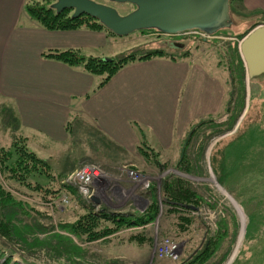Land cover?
<instances>
[{
    "label": "rangeland",
    "instance_id": "obj_1",
    "mask_svg": "<svg viewBox=\"0 0 264 264\" xmlns=\"http://www.w3.org/2000/svg\"><path fill=\"white\" fill-rule=\"evenodd\" d=\"M93 1L120 14L134 8ZM238 3L230 0V27L204 43L184 44L223 80L229 112L194 123L166 151L145 137L132 151L116 147L77 113L63 140L26 135L6 122L10 106L0 99V184L19 201L23 222L14 224L24 223V237L0 230V264H186L200 255L207 256L201 264H264V74L248 78L245 70L240 79L235 49L250 26H238L246 16ZM108 36V51L86 57L114 59L154 48L171 53L153 32ZM179 49L176 56L185 50ZM21 149L40 161L29 171L22 162L23 173L13 168L9 174L7 167H19L14 158L21 160ZM86 165L102 172L94 192L98 202L84 198L71 178Z\"/></svg>",
    "mask_w": 264,
    "mask_h": 264
},
{
    "label": "crops",
    "instance_id": "obj_2",
    "mask_svg": "<svg viewBox=\"0 0 264 264\" xmlns=\"http://www.w3.org/2000/svg\"><path fill=\"white\" fill-rule=\"evenodd\" d=\"M31 1L36 0H0V99L25 134L63 140L64 126L77 113L116 147L132 151L141 129L161 152L171 148L175 135L226 108L223 80L209 61L192 52L129 61L101 85L82 67L45 56L66 49L85 56L100 48L108 51L109 34L46 29L26 13ZM237 9L246 15L239 27L264 24V0H239Z\"/></svg>",
    "mask_w": 264,
    "mask_h": 264
},
{
    "label": "water",
    "instance_id": "obj_3",
    "mask_svg": "<svg viewBox=\"0 0 264 264\" xmlns=\"http://www.w3.org/2000/svg\"><path fill=\"white\" fill-rule=\"evenodd\" d=\"M110 1L118 4L129 3L134 8L126 14H120L113 6L93 0H54L51 7L57 12L71 9L72 17L86 14L116 36H126L146 29H155L167 35L190 30H199L212 35L232 24L229 0ZM171 45L176 48L183 47L181 43ZM239 48L248 78L264 74V24L251 29L241 39ZM188 138L187 136L185 144ZM90 199L98 202L94 196ZM185 207L196 209L192 205Z\"/></svg>",
    "mask_w": 264,
    "mask_h": 264
},
{
    "label": "trees",
    "instance_id": "obj_4",
    "mask_svg": "<svg viewBox=\"0 0 264 264\" xmlns=\"http://www.w3.org/2000/svg\"><path fill=\"white\" fill-rule=\"evenodd\" d=\"M230 1V0H229ZM25 11L28 14V16L36 22L38 25L49 29V30H67V29H76V28H87V29H92V30H104L107 34L109 35H114L110 31H108L102 24H100L96 19L86 15L82 14L78 17H72V10L69 9H64L60 12H57L54 8L51 7L50 5V0H36V1H31L25 4ZM69 11H72L70 15H68ZM84 25V26H81ZM255 25L250 26L246 28V31H244L242 34H239L240 39L244 37L251 29H253ZM138 32H153L155 34V39L159 40H164L161 41L162 44H164L165 48L168 50H171V53L166 54L163 49H151L147 52H141V53H130L127 56H120L116 57L114 59L109 58L106 59V57H96V56H85L80 54L78 50L75 49H66L63 51H53V52H48L44 54L45 56H49L52 58H55L57 60H60L70 66H80L82 67L85 71L91 74H95L99 77V85L103 84L105 81H107L119 68H121L124 64H126L129 61H133L135 59H147L151 58L153 56H170V57H177V56H184L187 55L188 53L191 52L190 49H185L186 47L188 48L190 45L194 43L195 40L197 41H204L198 37V36H193V35H165L155 29H146V30H139ZM116 36V35H115ZM171 39V40H170ZM192 42L189 44V46L185 47V42L186 41H191ZM168 41H172L168 43ZM173 43H181L183 44V47L181 50H184L179 55H175L173 50H180L179 48L173 47L171 44ZM185 47V48H184ZM236 47V46H235ZM239 50L235 49V54H238ZM238 65H239V73H240V79L242 80L244 78L245 74V68L243 66V62L240 57H238ZM229 104L230 101L228 102L226 106V111L229 112ZM10 114L4 115L6 118V122H13L14 123V128L19 127L18 120L16 116L13 114L12 110L9 109ZM74 116H70L68 119L66 125L64 126V130L67 132L70 129L71 124L73 121L76 119V114H73ZM81 116V115H80ZM83 117V116H81ZM236 118V116H234ZM198 123V122H197ZM195 123V124H197ZM140 134L141 138H143V132L140 129ZM192 130H189V134H191ZM100 132V131H99ZM101 133V132H100ZM102 134V133H101ZM103 135V134H102ZM104 136V135H103ZM105 137V136H104ZM189 137H192L189 136ZM106 138V137H105ZM107 139V138H106ZM109 140V139H108ZM110 141V140H109ZM188 141L190 142L189 138ZM188 142V144H189ZM114 144V143H113ZM140 146V144L137 145V147ZM187 148V147H186ZM24 150V151H23ZM13 152H17V149H15ZM18 152L24 153V156L21 158L20 161H17L18 158H14V162L17 163V166L19 167H14L9 166L7 167L9 174H13L12 170L13 168H16L18 172H22V168L20 167L21 163L24 162L25 167L28 168V171L31 170L34 167V162L38 163L40 159L36 158L31 152L25 151V149L18 150ZM157 152V151H156ZM33 162V163H32ZM68 188V185H65ZM69 189V188H68ZM69 191V190H68ZM71 192V191H70ZM173 195V193H171ZM89 204H91L89 202ZM18 205L19 201H17L14 197L13 194L6 191L3 186L0 184V230L6 234V233H11V234H16L17 236H23L24 237V230H23V225L21 226H16L14 223L17 221V219L20 222H23L20 218H18ZM92 205V204H91ZM175 205H178L180 207L186 208L185 205H190L187 203H176ZM93 212L94 211L93 207H90ZM187 209V208H186ZM92 213V212H89ZM97 214L95 215H100L99 212H96ZM94 214V213H93ZM123 218H121L118 221H121ZM250 220V226L248 225L246 235L248 236L251 234L250 228L251 224H253V221L251 218ZM26 225V224H25ZM23 230V231H22ZM108 232L102 231L100 234H92V238H98L102 235H105ZM197 259L191 262H187L186 264H201L203 263L206 259L207 256L205 255H200L199 257H196Z\"/></svg>",
    "mask_w": 264,
    "mask_h": 264
},
{
    "label": "built area",
    "instance_id": "obj_5",
    "mask_svg": "<svg viewBox=\"0 0 264 264\" xmlns=\"http://www.w3.org/2000/svg\"><path fill=\"white\" fill-rule=\"evenodd\" d=\"M183 35H193L200 37L203 41L204 39H208L210 37L209 34H206L203 31L199 30H190L183 33H180ZM176 34V35H180ZM167 35V34H165ZM172 36V35H171ZM172 42V41H168ZM71 178L77 183V189L79 193L86 199H90L92 196H94V192L97 189V184H99L101 178H102V172L93 165H86L79 169H77L72 175ZM64 202L68 201V198H65L63 200ZM165 247L168 246V244L164 243ZM174 249V246L171 247V251Z\"/></svg>",
    "mask_w": 264,
    "mask_h": 264
}]
</instances>
